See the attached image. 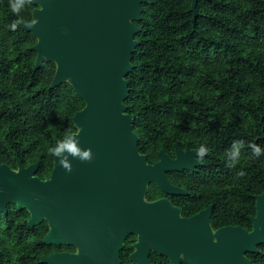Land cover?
Masks as SVG:
<instances>
[{
  "label": "trees",
  "instance_id": "obj_1",
  "mask_svg": "<svg viewBox=\"0 0 264 264\" xmlns=\"http://www.w3.org/2000/svg\"><path fill=\"white\" fill-rule=\"evenodd\" d=\"M34 7L26 5L18 17L9 0H0V163L39 162L34 175L44 179L53 164L48 149L76 132L72 118L84 102L67 83L49 88L56 65L33 70L34 38L21 26L8 27L17 19L30 23ZM142 9L124 101L137 152L150 165L174 146L207 147L195 173H175L188 176L178 183L210 196L214 229L251 231L255 196L264 191V0H197L194 26L191 0H146ZM235 141L244 147L232 167L226 153ZM253 144L261 155L253 154ZM160 194L149 184L145 199ZM27 218L14 205L0 213V264H41L40 257L67 249L40 244L45 223L29 229ZM256 249L247 258L264 264V244ZM128 251L126 244L121 264H129Z\"/></svg>",
  "mask_w": 264,
  "mask_h": 264
},
{
  "label": "water",
  "instance_id": "obj_2",
  "mask_svg": "<svg viewBox=\"0 0 264 264\" xmlns=\"http://www.w3.org/2000/svg\"><path fill=\"white\" fill-rule=\"evenodd\" d=\"M146 0H32L31 24L20 26L35 43L33 70L54 63L56 73L49 88L69 84L84 107L72 118L74 135L81 149H91L90 163L69 157L72 171L59 166L47 179L34 175L39 163L17 168L0 164V213L7 205L28 214L29 229L45 223L44 246L71 247L73 254L39 258L41 264H120L123 240L136 237L129 254L132 264H150V251L166 255L177 264L186 248L188 264H251L248 253L264 244V191L255 196V215L249 217L251 231L240 226L213 230L207 206L195 215L180 218L169 200L144 199L152 183L166 193H184L166 178L170 172L195 171L198 149L175 147V159L163 151L149 165L137 152L132 118L126 114V76L132 71V54L138 45L142 4ZM197 0H191L194 26ZM67 155V153L65 154ZM85 182L94 185L84 187ZM95 194L92 215L85 214L84 197ZM179 211V210H178Z\"/></svg>",
  "mask_w": 264,
  "mask_h": 264
},
{
  "label": "flooded vegetation",
  "instance_id": "obj_3",
  "mask_svg": "<svg viewBox=\"0 0 264 264\" xmlns=\"http://www.w3.org/2000/svg\"><path fill=\"white\" fill-rule=\"evenodd\" d=\"M175 147H177V146H174V149H175ZM186 148H188V147H185V149ZM184 150H182V151H184ZM191 150H195V149H191ZM166 155L171 160L175 159L174 151H173L172 154H166ZM17 161H20V160L16 159V164H17ZM156 162H158V161H156ZM154 163H152V164H154ZM0 164H7V163H0ZM32 164H34V163H32ZM152 164H150V165H152ZM9 167L11 169H16L17 165H16V167H12V166L9 165ZM197 167L198 166L195 167V171H196ZM52 168H53V164H52ZM52 168H51V171H52ZM51 171H49L47 177L44 178V179H47L49 177V174H51ZM185 171H187V170H185ZM195 171H193V172L188 171V172L195 173ZM175 173H179V172L167 173L166 174V178H167V180L169 181V183L172 186L183 190L184 193H166L164 191H160L159 190L161 192V194L158 197H156V198H154L152 200H146L145 197H144V199L146 201H148V202L154 201L155 199H158V198H165V199L169 200V202L172 204V206L177 209V213H178V216L180 218L191 217V216L195 215L197 212H199L200 210H203L207 206H211L212 205L213 208L211 209V211H210V213L208 215L209 225L212 227L213 230H217V229H219L221 227H224V226H219L216 229H214V227H213L212 214H213L214 204L210 202L211 201L210 196L201 195V194H199V193H197L196 191H193V190L192 191H188L185 188L186 186H189L188 182H185V181L182 180V181H180V183H178V180H177L179 178L180 179H185L188 176L182 175V174L181 175H176ZM189 177L190 178H194V176H191V175ZM44 179H41V180H44ZM150 184H152V183H150ZM87 186L93 187L94 185L88 184V182H85L84 187H87ZM147 188H148V186H147ZM145 196H146V194H145ZM94 198H95V194L93 192H90L89 196L84 197V199H83L84 212H85V214H88L89 217L92 215V207H91V205L93 204V202H95ZM10 205H13V204H8L7 205V210H8V207ZM15 208H16V206H15ZM45 226H46V224H45ZM46 232H47V227H46ZM135 240H136V237L134 235H130L129 237L124 238L123 247L119 251V260H120V252L125 248V245L127 244L128 249H130V251H128V253L126 254V258H127L128 263L132 264V263L129 262L128 257H129V254L133 251L132 244L135 242ZM61 247H63V246H61ZM57 248H60V247H57ZM63 248H67V249H64V250L61 249L60 251L52 252L51 254H48L47 256L52 255V254H63V253L73 254V253H75V250L73 248H71V247H63ZM185 252H186V248H182L180 250V252L178 253L177 264H188L186 262V260H185ZM148 260H149L150 264H170V258L168 256L163 255V254L154 253L152 251H150L149 254H148ZM120 264H121V261H120Z\"/></svg>",
  "mask_w": 264,
  "mask_h": 264
},
{
  "label": "clouds",
  "instance_id": "obj_4",
  "mask_svg": "<svg viewBox=\"0 0 264 264\" xmlns=\"http://www.w3.org/2000/svg\"><path fill=\"white\" fill-rule=\"evenodd\" d=\"M32 3V0H9V8L10 11L19 17L20 13L25 9L26 5ZM22 23V19H17L13 21L8 27L15 31L20 24ZM38 21L34 20L31 24H26V27H31L37 24ZM78 135H74L71 133H66L62 140L57 141L54 147H50L48 152L50 155H53L59 158V166L65 169L68 172L72 171L71 163L69 162V157L73 159H79L81 162L90 163L93 159L92 150L89 149H81L78 147L79 141L76 139ZM244 147L243 141H235L232 145V149L226 153L229 158L230 165L234 167L240 159V149ZM252 148L253 154L255 156L261 155V149L258 145H249ZM67 153V155H65ZM209 153V149L203 145L200 146L198 151L196 152V162H200L202 158ZM241 172L239 175H243Z\"/></svg>",
  "mask_w": 264,
  "mask_h": 264
}]
</instances>
